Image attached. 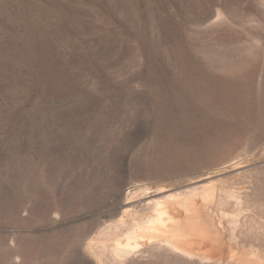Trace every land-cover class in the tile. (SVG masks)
I'll return each instance as SVG.
<instances>
[{"label":"rangeland","instance_id":"rangeland-1","mask_svg":"<svg viewBox=\"0 0 264 264\" xmlns=\"http://www.w3.org/2000/svg\"><path fill=\"white\" fill-rule=\"evenodd\" d=\"M204 113L264 120V0H0V264H85L79 231Z\"/></svg>","mask_w":264,"mask_h":264},{"label":"bare ground","instance_id":"bare-ground-1","mask_svg":"<svg viewBox=\"0 0 264 264\" xmlns=\"http://www.w3.org/2000/svg\"><path fill=\"white\" fill-rule=\"evenodd\" d=\"M208 114L190 125L217 129L200 150L166 142L157 161L177 170L120 184L79 231L85 264H264V120Z\"/></svg>","mask_w":264,"mask_h":264}]
</instances>
